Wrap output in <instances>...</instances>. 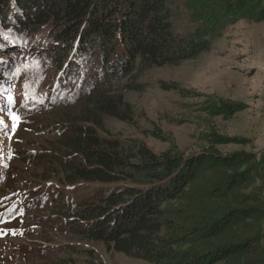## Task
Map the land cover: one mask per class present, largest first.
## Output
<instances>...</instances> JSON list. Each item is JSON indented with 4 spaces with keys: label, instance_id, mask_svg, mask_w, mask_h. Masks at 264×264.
Returning <instances> with one entry per match:
<instances>
[{
    "label": "trees",
    "instance_id": "16d2710c",
    "mask_svg": "<svg viewBox=\"0 0 264 264\" xmlns=\"http://www.w3.org/2000/svg\"><path fill=\"white\" fill-rule=\"evenodd\" d=\"M172 4L0 0V29H46L59 65L64 59L72 64L67 51L98 59L99 78L108 82L135 69L177 67L206 52L225 28L242 20L264 22V0H183L196 27L178 35ZM203 98L210 117L231 119L242 108L212 95ZM89 107L65 141L72 157L65 173L69 184L93 188L60 202L56 211L77 238L148 264H264V155L223 154L216 146L225 139L213 130L198 153L185 156L171 143L155 154L139 139L98 133V114L132 122L121 97L93 95ZM147 134L170 142L158 128Z\"/></svg>",
    "mask_w": 264,
    "mask_h": 264
},
{
    "label": "rangeland",
    "instance_id": "374dc122",
    "mask_svg": "<svg viewBox=\"0 0 264 264\" xmlns=\"http://www.w3.org/2000/svg\"><path fill=\"white\" fill-rule=\"evenodd\" d=\"M182 2L169 7L178 35L196 27ZM50 43L46 29H0V264H148L77 238L56 212L60 202L93 188L66 180L72 126L93 95L121 97L132 122L98 114L100 135L139 139L155 154L172 143L190 156L207 148L213 130L225 139L216 146L223 154L264 155V22L225 28L206 52L177 67L135 69L108 82L99 78L98 59L67 51L72 64L59 65ZM204 95L242 108L231 119L210 117L202 110ZM12 115L20 118L15 127ZM154 128L170 142L147 134Z\"/></svg>",
    "mask_w": 264,
    "mask_h": 264
},
{
    "label": "snow or ice",
    "instance_id": "6c2138e0",
    "mask_svg": "<svg viewBox=\"0 0 264 264\" xmlns=\"http://www.w3.org/2000/svg\"><path fill=\"white\" fill-rule=\"evenodd\" d=\"M11 97H9V102H11ZM12 120H13V122H14V124H13V127H15L16 126V124H18L19 122H20V118L18 117V116H16V115H12ZM3 123V121L2 120H0V124H2Z\"/></svg>",
    "mask_w": 264,
    "mask_h": 264
}]
</instances>
